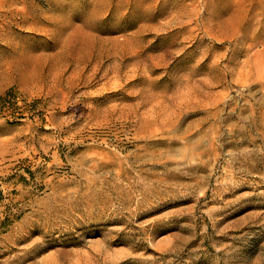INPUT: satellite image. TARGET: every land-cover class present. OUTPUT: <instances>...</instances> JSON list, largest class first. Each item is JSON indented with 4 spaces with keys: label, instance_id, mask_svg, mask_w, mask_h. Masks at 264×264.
Segmentation results:
<instances>
[{
    "label": "rangeland",
    "instance_id": "1",
    "mask_svg": "<svg viewBox=\"0 0 264 264\" xmlns=\"http://www.w3.org/2000/svg\"><path fill=\"white\" fill-rule=\"evenodd\" d=\"M0 264H264V0H0Z\"/></svg>",
    "mask_w": 264,
    "mask_h": 264
}]
</instances>
